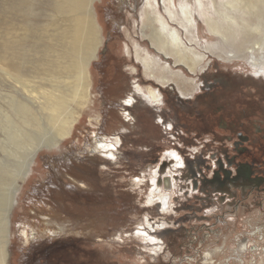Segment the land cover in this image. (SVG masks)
I'll list each match as a JSON object with an SVG mask.
<instances>
[{"label": "rangeland", "instance_id": "374dc122", "mask_svg": "<svg viewBox=\"0 0 264 264\" xmlns=\"http://www.w3.org/2000/svg\"><path fill=\"white\" fill-rule=\"evenodd\" d=\"M150 1L156 5L155 0L95 1L96 20L102 30L103 39L99 57L93 61L91 67L93 86L90 105L79 118L71 135L63 141V145L58 149L43 150L34 157L35 163L26 177L27 183L23 184L18 194V203L10 218L9 264H264V228L260 231L261 235L247 237L248 233L257 230L254 228L264 227V188L252 189L247 193V197L241 195L239 188L234 191V196L229 198L226 195L225 200L221 201L218 196L213 197L214 193L211 191L214 211L209 213H206V194H203L201 189L190 195L181 193L180 190L176 194L170 192L171 197L174 194L175 200L181 201L174 210H171L172 201L169 206L166 205V209L159 200L156 191L158 186L155 187L153 182L156 170L148 164L153 163L151 160H154L158 151L161 154L164 151L177 150L178 144L183 140V134L192 138L194 132H191V127L200 113L196 110L185 113L184 103L177 98V93L160 87L159 83L148 78L143 62L136 57L135 43H139L144 52L149 53L152 58L163 60L159 62L160 66L166 68L165 62H169L174 73L182 71L184 76L181 73V77L189 82L184 84L183 90L192 91L191 93L198 86L201 88L204 81H211L216 66L222 74L230 78L235 74V79L242 81L252 80V74L257 72V69L249 65V54L245 48H241L242 46L240 53L223 46L227 53L222 56L207 50L208 46L222 41L209 31L198 0H186L189 3L185 0H172V3L177 10L186 3L195 8L199 27L197 29L196 25L194 33L201 46L197 41L190 43L185 32L183 38L192 44V48L206 52L201 70L199 68L194 73H188L181 64H173L171 58L169 61L167 58L165 60L162 55L155 53L156 50L148 39L142 37L141 30L147 23L145 11L148 10ZM163 1L166 3L168 0H160L157 4L161 10ZM33 2L31 10L34 12L30 23L34 26L42 25L48 19L45 14L46 6L40 0ZM202 2L206 11L212 10L209 6L210 0ZM212 15L216 16V13ZM25 18L26 16L19 15V18H16L20 19L17 23L26 20ZM1 21L0 15V56H4L5 51L1 43L7 38L3 32L6 27ZM250 21L256 22L254 19ZM174 25L182 27L178 22H174ZM189 37L192 38L190 34ZM12 38L20 39L21 42L24 40L21 31L13 33ZM32 41L33 36L29 34L26 42L31 44ZM245 42L247 40L244 37L237 39V43ZM39 45L40 43L38 47L42 55L44 48ZM233 55L238 57L232 62L223 57ZM1 76L0 73V107L12 114L14 111L6 102L4 91L9 96L12 92L15 93L20 100L26 99L29 93L21 86L15 88V83L6 82ZM32 76L28 78L31 79ZM35 76L37 79L32 80L37 84L48 85V80L42 79H49L44 70ZM255 82L264 87L263 79L258 77ZM140 86H146L139 88L145 97L134 93ZM149 86L155 90L161 89L164 94L163 104L151 107V103H145L148 100L146 96H149L146 95ZM176 89L179 94L185 96L177 87ZM138 98L141 100H137ZM134 99L138 101L137 105L146 106L149 111L131 109L129 111L132 112L133 118L129 121L125 118V103L128 100L135 102ZM154 115H161L171 124L168 127L157 124ZM172 124L175 129L171 128ZM0 127V159L7 162L1 147L3 141L12 133V129L3 114L0 115ZM100 140L117 146V150L113 151L114 157L97 147ZM181 146L180 153L184 159L195 155L194 152L187 151L182 144ZM11 158L20 162L18 155ZM3 171V168L0 169V175ZM172 172V177L178 174L174 170ZM81 182L84 185L80 184ZM230 202H234L233 205L236 206H229ZM40 205L47 208L40 211ZM160 205L163 211L159 209ZM190 207L193 210H189ZM75 210L79 212L76 217ZM49 212L51 215L55 214L51 216ZM82 219L94 222L97 233H93L89 224H81ZM159 222H165L167 227L177 229V232L164 235L165 237L157 234L162 239L157 236L160 240L153 244L142 235L140 229L143 228L153 236L150 231L154 230L149 228L157 227ZM237 235L240 237L239 241L244 237L248 239L247 249L250 243L255 248L254 251L246 250L241 263L234 260L237 254H240L241 246H236ZM223 241L225 246L221 249ZM241 252L243 253V247ZM48 255L55 256L57 261L53 262ZM209 255L214 257L210 256V261L206 259Z\"/></svg>", "mask_w": 264, "mask_h": 264}, {"label": "bare ground", "instance_id": "6f19581e", "mask_svg": "<svg viewBox=\"0 0 264 264\" xmlns=\"http://www.w3.org/2000/svg\"><path fill=\"white\" fill-rule=\"evenodd\" d=\"M33 1L36 0H2L0 3L1 22L6 27L3 32L7 38H4L1 43L5 51V55L0 56L1 78L11 84L15 83V88L21 86L29 93L26 99L20 100L15 93L12 92L9 96L4 91L6 102L15 115L13 111L11 114L0 107V115L3 114L6 117L7 123L12 129H10L12 133L3 141L4 144L1 147L8 161L4 162L5 159H0V164H2L0 169H4L3 174L0 175V264H9L10 218H12L13 209L18 203V194L35 163L34 157L43 150L58 149L60 145H63V141L71 135L79 118L83 116L86 108L90 105L93 86L91 67L94 64L93 61L99 57L103 39L102 30L96 20L94 5L96 0H40L46 6L45 14L48 19L44 24L38 26L30 23L31 15L34 12L31 10ZM155 2L156 5L151 1L148 2V10L145 11L147 23L141 30L142 37L147 38L150 45L156 50L155 53L162 55L165 60L169 61L171 58L173 64H181L188 73H194L200 68L206 57V52L202 53L196 47L192 48V44L183 38L185 32L186 39L190 43L197 41L201 46L195 34V28L197 25L198 29L199 22L195 16V8H192L194 6L186 3L177 10L172 0H168L166 3L163 1L162 11L157 6L160 0H155ZM210 2L209 6L212 10L206 11L204 2L197 1L205 22L209 26V31L217 35L222 43L208 46L207 50L212 54L216 53L218 56H222L227 53L223 46L229 50L235 49L237 53L241 52V48H245L244 50L249 54L248 62L251 68L257 69L255 70L257 72L254 71L256 74L264 75V0H210ZM212 13H216V16H213ZM19 15L26 16V20L17 23L20 20H16ZM251 19L256 22L250 21ZM174 22H178L182 27H177L178 25L175 27ZM19 31L26 41L29 34H32V43L23 40L24 44H22L20 39H13L12 34ZM189 34L192 38L189 37ZM14 35L16 36V34ZM242 37L247 42L237 43V39ZM39 43L44 48L42 55L39 51ZM135 44L136 57L143 62L144 70L151 81L157 82L163 87L172 89L177 87L183 95L190 93L183 90L184 84L189 82L181 77V73L184 76L182 71L174 73L169 62H165L166 68L160 66L159 62L163 60L152 58L149 53L144 52L139 43ZM235 44L240 45L236 48ZM228 56H223L228 62H232L238 57ZM41 61H45V63L42 64ZM41 70H44L49 77V79L41 77L48 80V85L46 82V84H37L33 81L37 79L35 75ZM31 75L33 78L29 79L28 77ZM179 78H182L181 81L178 80ZM146 91H148L147 95H149L150 101L162 102L154 87L149 86ZM98 146L104 153L114 157L113 151L117 150L114 143L100 140ZM13 155L16 157L18 155L20 162L16 161V158H11ZM169 157L173 160L181 161L183 159L174 152H171ZM163 176L168 178L167 186L159 187L156 191L159 194V200L167 209L166 205L169 206L170 200L173 199L170 192H174L178 185L174 182L175 178L172 177L171 169ZM156 177L157 173L153 180L155 187ZM80 184L84 185L82 182ZM46 208L45 205L38 207L40 211ZM78 214L79 212H76L74 217ZM82 222L89 224L93 233H97L93 226L94 222H88L85 219H82L81 224ZM164 226H166L165 222H159L157 227L150 226L149 229L154 230H149L153 236H150L143 228L140 231L144 237L156 244L160 239L155 236L154 232ZM59 228L62 229L61 226ZM239 239L240 237L237 236L238 242ZM248 249L244 245L243 253ZM252 249L255 248L252 247ZM210 256L212 255L206 257L209 261L213 257ZM238 256L241 257V254ZM241 259L237 260L241 263Z\"/></svg>", "mask_w": 264, "mask_h": 264}, {"label": "flooded vegetation", "instance_id": "af4514ba", "mask_svg": "<svg viewBox=\"0 0 264 264\" xmlns=\"http://www.w3.org/2000/svg\"><path fill=\"white\" fill-rule=\"evenodd\" d=\"M214 72L211 81H204L202 87L195 88L196 90L192 94H190L191 91L189 94L182 96L176 87L175 89L165 87L171 92L177 93V98L184 103L185 113L196 110L200 114H197L196 122L192 124L191 132H194L192 138H188V134H183V140L178 144L179 148L177 150L164 151L161 154L158 151L154 160H151L152 164L146 160L149 163L148 166L155 167L157 173L156 187L164 188L167 186L168 178L163 175L171 169L178 173L173 177L175 178L174 182L177 181L178 185L175 189L177 191L174 190V194L180 190L181 193L185 192L190 195L201 189L203 194H206L205 199L208 203V206L205 205L208 209L206 213L213 210L211 191L214 193L213 197L218 196V200L221 201L225 200L227 196L229 198L234 196V191L239 188L241 195L246 197L252 189L264 188V87L258 86L255 82L258 81V77L264 80V75L262 73H259L261 75L251 73L252 80L242 81L235 79V74L232 78L222 74L218 66H216ZM144 87L146 86L137 87L134 93L144 96L142 92L138 91V88ZM160 87L162 86L160 85ZM157 91L162 100L163 92L160 88ZM146 97L148 100L143 101L147 105L151 103V107L163 104V100L155 103L149 100V96ZM137 100H141V98ZM137 100L134 99L135 102L128 100V103H125V118L129 121H132L133 118L132 112L129 110L136 108V110L149 111L146 106L137 105ZM154 120L157 124L166 127L171 124V122L164 120L161 115L157 117L154 115ZM171 128L175 129L173 124ZM170 138H173V136H170ZM181 144L187 151L194 152L195 155L192 154L194 155L192 158L184 159L180 153ZM121 145H124L122 138ZM171 152L178 154L183 159L181 161L171 159L169 157ZM177 170L179 171L177 172ZM174 194L172 195L173 199L170 200L172 201L171 210L176 209L181 203V201L175 200ZM233 203L230 202L229 206H234ZM159 209L162 210V205ZM189 210H193V208L190 207ZM237 210L238 208L235 211L237 212ZM231 215L234 216V214ZM166 227H160L154 232L156 236H158L157 233L160 230L162 233L160 236L163 237L177 232V229ZM262 228L264 227L254 228L257 230L254 233H248L249 236L247 237L260 234ZM247 240L244 237L238 242V244L241 243L239 244V246L241 245L239 251L241 257L237 254L236 262L237 259L245 255L246 251L242 253L241 247ZM224 244L225 241H223L221 249L224 248Z\"/></svg>", "mask_w": 264, "mask_h": 264}, {"label": "water", "instance_id": "95a60500", "mask_svg": "<svg viewBox=\"0 0 264 264\" xmlns=\"http://www.w3.org/2000/svg\"><path fill=\"white\" fill-rule=\"evenodd\" d=\"M157 234H158V233H157ZM158 235L160 236V235H162V233L160 232V234H158ZM247 241H248V240H247ZM244 243H245V246H246L248 242L246 243V241H245ZM238 246H239V244H238ZM246 247H247V246H246ZM256 250H257V249H256ZM251 251H254V250L251 249Z\"/></svg>", "mask_w": 264, "mask_h": 264}, {"label": "trees", "instance_id": "16d2710c", "mask_svg": "<svg viewBox=\"0 0 264 264\" xmlns=\"http://www.w3.org/2000/svg\"><path fill=\"white\" fill-rule=\"evenodd\" d=\"M48 256L51 257V255H48ZM51 258H52V261H53V262L57 261L56 258H55V256H53V257H51ZM50 260H51V259H50Z\"/></svg>", "mask_w": 264, "mask_h": 264}, {"label": "built area", "instance_id": "2783aa9c", "mask_svg": "<svg viewBox=\"0 0 264 264\" xmlns=\"http://www.w3.org/2000/svg\"><path fill=\"white\" fill-rule=\"evenodd\" d=\"M252 247H253V245H251V243H250V245H249V249H252ZM256 249H257V247H256ZM257 251V250H256Z\"/></svg>", "mask_w": 264, "mask_h": 264}, {"label": "crops", "instance_id": "0c3cea01", "mask_svg": "<svg viewBox=\"0 0 264 264\" xmlns=\"http://www.w3.org/2000/svg\"><path fill=\"white\" fill-rule=\"evenodd\" d=\"M237 236H239V235H237ZM236 239H237V237H236Z\"/></svg>", "mask_w": 264, "mask_h": 264}]
</instances>
